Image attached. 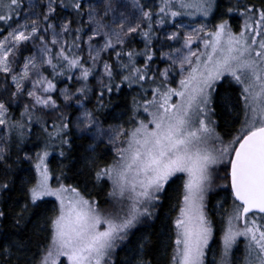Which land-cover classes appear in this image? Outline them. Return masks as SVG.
<instances>
[{"label":"snow or ice","instance_id":"6c2138e0","mask_svg":"<svg viewBox=\"0 0 264 264\" xmlns=\"http://www.w3.org/2000/svg\"><path fill=\"white\" fill-rule=\"evenodd\" d=\"M120 2L0 0V169L8 176L21 160L34 169L22 183L24 203L14 223L27 222L49 198L58 203L56 214L36 226L50 233L39 254L29 257L27 244L13 241L0 249V264H114L118 242L143 218L156 216L168 187L181 178L179 212L164 245L172 248L169 264H205L214 234L207 200L217 189L226 193L216 203L222 212L218 264H232L239 238L246 242L244 264H264V2L159 0L153 6L131 0V12ZM185 16L214 22L177 21ZM233 17L241 21L238 30ZM136 37L144 44L140 51L129 47ZM225 82L239 91L235 100L220 98L229 117L221 125L214 105ZM124 87L136 90L125 122L133 126L105 129L97 110L105 107L106 94ZM90 95L98 109L87 108ZM21 106L16 119L12 110ZM33 125L39 151L20 156ZM77 139L95 142L89 153L96 143L114 151L113 162L103 166L92 155L84 162L97 184L110 182L108 195L120 207L102 212L97 201L64 182L63 166L59 174L49 166L54 153L67 159ZM13 147L16 160L9 163ZM10 183L0 181V191ZM7 215L0 208V220ZM148 243L145 237L138 245L135 264H151L139 251Z\"/></svg>","mask_w":264,"mask_h":264},{"label":"trees","instance_id":"16d2710c","mask_svg":"<svg viewBox=\"0 0 264 264\" xmlns=\"http://www.w3.org/2000/svg\"><path fill=\"white\" fill-rule=\"evenodd\" d=\"M97 3L100 0H96ZM144 2V0H142ZM150 5L158 4L159 0H146ZM259 5L264 0H254ZM119 7L122 11L131 12V0H121ZM224 4L221 3L220 12L223 11ZM60 11V10H58ZM63 15H68V10L62 11ZM217 18L219 16L217 15ZM227 18V17H225ZM180 18H177V21ZM212 23L214 22L212 17L208 18ZM234 25L239 21V18H231ZM3 25H0L2 27ZM169 31L173 30L170 25L166 26ZM178 46V45H177ZM129 47L140 51L144 48L143 41L140 37H136ZM138 63H143V58H137ZM164 67V64L160 65ZM47 74V73H46ZM90 85L95 87L96 80L90 78ZM59 87H64L60 84ZM239 91L238 86H229L225 82L219 89V96L217 97V103L214 107L221 113V116L217 117L220 120L221 125H224L225 120L229 119L226 112H223L220 107V98L225 95L231 96L233 100L236 99ZM136 95L135 87L128 89L124 87L119 94H113L110 97L106 94L104 97L105 107L98 109L97 100L94 95H90L91 102L87 104L89 110L98 109L97 116L103 122V127L107 128L113 125H123L125 128H131V123H125L129 121L132 113L130 111L132 97ZM22 110V106L19 108H13L12 114L16 119H19V113ZM66 113L79 115L75 108H64ZM75 115L71 118L74 120ZM218 131L223 132L224 127L218 128ZM39 127L33 125L32 134L27 137L23 145L19 149V155L23 156L25 152L29 155L39 151L37 142V133ZM94 143V141L86 139H77L75 141L74 151L68 156L67 159L59 158L55 153L49 158L50 167L59 174L61 167L69 179L65 180L66 184H71L77 187L80 192L89 199H93L98 202L99 206H105L108 204L110 196L108 193L111 191L110 182L102 181L97 184L89 172V169L85 166L84 158L88 155L94 156L98 163L103 166L105 163H111L115 159L114 151L109 148L106 143H96V150L94 153L86 151L88 144ZM17 148L12 149V159L9 163L16 160ZM34 175V169L29 161L21 160L20 162L13 164V170L9 172L8 176H5L3 170L0 169V180L10 179L11 183L8 190L2 191L0 199V208H3L8 215L6 218L0 220V249L10 245L13 241L24 242L28 246V251L25 253L31 257L33 254H39V252L49 243L50 233L48 231H41L36 226L38 222L44 216H54L58 209V203L53 198H49L47 202L41 204V207L35 211L34 214L28 217L27 222H22L20 226H16L14 223V216L20 210V206L24 203L22 193V183L25 179ZM226 193L224 191H217L212 193L209 197L208 209L209 215L213 222L215 238L211 243L206 264H216L217 259L221 251V242L219 236L222 227V212L217 209V201L224 200ZM182 199V178L175 179L173 183L168 187V195L164 197L158 205L156 210V216L150 221L145 222L137 226L129 235L126 243L117 249L114 256V264H135L138 256V245L144 241L147 237L150 243L146 245L143 250H139L146 261H150L151 264H169V257L172 252V248L168 247L165 250L164 245L168 244V233L173 231L171 227V221L175 219L179 211V202ZM231 203L228 199L225 204V208ZM11 210V211H9ZM236 252H240L238 249ZM19 255V253H18ZM240 261L236 257L233 258V264H239ZM13 264H16L13 261ZM19 264H24L20 261Z\"/></svg>","mask_w":264,"mask_h":264},{"label":"rangeland","instance_id":"374dc122","mask_svg":"<svg viewBox=\"0 0 264 264\" xmlns=\"http://www.w3.org/2000/svg\"><path fill=\"white\" fill-rule=\"evenodd\" d=\"M26 2H27V0H25V4H26ZM23 18H24V17H23V12H22V13H21V17H20V21H21V22L23 21ZM179 20H183L184 23H201V22H208L209 25H211V22L209 21L208 18H207V21H205V18H203V17H199V16H191V17L185 16V17H180ZM179 20H178V22H179ZM212 23H213V22H212ZM231 23H232V21H231ZM240 23H241L240 20H239L235 25H234V23H232L233 28L236 29V30H238V27H239V24H240ZM165 50H167V49H165ZM176 79L178 80L179 77L177 76ZM173 86H175V85H173ZM139 118H144V117H143V115H142V116L139 117ZM120 125H121V124H120ZM113 126H116V125H113ZM122 126H123V125H122ZM107 128H108V127H107ZM107 128H105V129H107ZM0 135H3V132H0ZM105 140H106V138H105ZM94 143H95V142H94ZM49 166H50V164H49ZM221 174H222V173H221ZM181 175H182V174H181ZM0 181H3V180H0ZM216 183H223V181H217ZM110 185H111V184H110ZM111 190H112V189H111ZM217 191H221V190L217 189L215 192H217ZM215 192H210V193L208 194V200H207V208H206V211H207V213H208V217H209L210 220H211V218H210V215H209L208 202H209V197H210V195H211L212 193H215ZM1 193H2V191H0V199H1ZM81 194H82V193H81ZM82 195H83V194H82ZM85 198H87V197L85 196ZM53 199H54V198H53ZM87 199H89V198H87ZM92 200H93V199H92ZM98 206H99V205H98ZM124 206L126 207V205H124ZM118 207H120V204H118V203H117V200H116L115 198L111 197V196H110V199H109V202H108L107 205H105V206H99V208L101 209V211H102V212H105V213L110 212V211L114 210V208H118ZM156 210H157V208H156ZM178 212H179V211H178ZM151 219H152V218H151ZM151 219L143 218L142 221H141V223L137 224V226H139V225H141V224H143V223H145V222H148V221H150ZM137 226H136V227H137ZM136 227H135V228H136ZM135 228H133V229L131 230L130 234L132 233V231H133ZM213 229H214V226H213ZM130 234H129V235H130ZM221 235H222V234H221ZM221 235L219 236L220 242H221ZM128 237H129V236H128ZM214 238H215V234H213V239L210 241V243H209V247H210L211 243L213 242ZM127 239H128V238H127ZM126 241H127V240H126ZM126 241H124L123 243H119V242H118V246L116 247V249H115V251H114V253H113V255H112V260H114V256H115V254H116L117 249L120 248L122 245H124V244L126 243ZM245 244H246V242H245V240H244L243 238H239V239H238L237 244L233 247V249H232V251H231V253H230V260H231L232 264H233V258H234V257H236L237 259H239V261H240L239 264H244V258H245ZM238 249L240 250V252H236ZM208 250H209V248H208ZM208 250H207V252H206V256H205V264H206V261H207ZM221 251H222V243H221ZM221 251H220V253H221ZM219 259H220V254H219V258L217 259L216 264H218Z\"/></svg>","mask_w":264,"mask_h":264}]
</instances>
